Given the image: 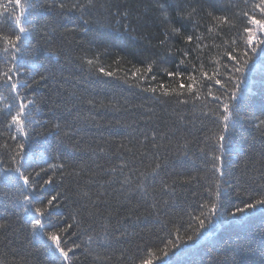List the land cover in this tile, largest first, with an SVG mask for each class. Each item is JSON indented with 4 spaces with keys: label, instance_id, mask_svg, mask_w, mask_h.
Returning <instances> with one entry per match:
<instances>
[{
    "label": "trees",
    "instance_id": "16d2710c",
    "mask_svg": "<svg viewBox=\"0 0 264 264\" xmlns=\"http://www.w3.org/2000/svg\"><path fill=\"white\" fill-rule=\"evenodd\" d=\"M147 2L99 0L111 11L91 10L85 16L87 32L66 31L83 23L81 13L66 12L55 21V43L41 41L44 47L33 61L34 75L37 80L39 73L53 78L28 90L39 101L37 118L48 124L35 137L42 141L37 155L43 153L47 163L37 160V164L47 168L63 163L65 169L52 176V185L33 195L46 201L58 194L52 224L62 237L63 229L72 226L67 229L71 235L63 240L66 248H73L71 264H140L148 252L156 254L153 264H160L161 249L169 239L180 243L177 235L187 239L194 234L196 218L207 213L203 205L214 198L207 189L216 180L223 205L218 218L195 245H188L180 264H264V209H249L235 217L228 214V209L236 212L237 206L245 207L250 198L254 202L264 193V136L255 126L264 119V72L257 71L246 81L247 117L242 127L228 134L223 152L216 151L219 129L201 113L215 101L207 97L208 103L203 102L206 89L195 101L188 91L192 83L188 76L199 78L200 62L190 55L177 68L180 54L169 55L159 45L162 26L153 13L142 15ZM117 6L140 9L136 12L140 20L131 21L134 30H128V20L113 15ZM219 7L230 16L247 10L244 0H222ZM34 15L43 20L55 13L38 9ZM235 23L236 29L225 27L216 39L220 47L205 50L204 71H224L223 52L234 47L233 38L242 32L239 17ZM204 43L211 45L212 40ZM237 44L243 46L240 40ZM88 59L94 64L89 66ZM101 67L112 75H103ZM177 71L182 75H168ZM0 91L6 97L0 99L4 109L11 97ZM185 99L188 103L182 102ZM57 122L64 129L59 134L50 131ZM5 139L0 136V142ZM213 152L222 155L223 177L212 169ZM19 184L0 182V224L6 226L0 229V264H54L51 243L32 232L29 220L35 213L32 209L24 213ZM47 230L54 229L49 225Z\"/></svg>",
    "mask_w": 264,
    "mask_h": 264
},
{
    "label": "snow or ice",
    "instance_id": "6c2138e0",
    "mask_svg": "<svg viewBox=\"0 0 264 264\" xmlns=\"http://www.w3.org/2000/svg\"><path fill=\"white\" fill-rule=\"evenodd\" d=\"M221 2L222 0H148L142 12V15L148 12L153 13L159 25L162 26L163 38L159 40V45L164 47L166 53L173 55L178 52L180 54L178 69L180 65L185 64L190 55L193 60L200 62L199 78L196 75L188 76L192 82L188 85V91L194 93L192 100L195 101L201 99V89H206L203 102L208 103L207 97L215 101L214 107L208 108L207 111L202 109L201 113L217 124L219 131L216 134L215 147L220 153L226 147L228 134L242 127L247 117L244 104L250 91V84H246V81L257 71L264 72V0H253L251 3L249 0H244L247 10H241L240 13L231 16L221 12L219 7ZM97 7L111 11L110 5L99 3V0H73L71 3L67 0H5L4 3H0V65H2L0 67V90H6L11 97V102L7 103L4 109H0V125L4 129L0 132V136L6 137L3 142H0V182H20L18 191L25 202L23 211L28 213L29 209H32L35 213L29 220L32 232L34 235L42 234L51 243L49 252L52 254L54 264H71L69 253L73 252V248H66L63 240L71 235L67 229L72 226L67 225L63 229L62 237L61 230L57 225L52 224L51 209L58 206V194L52 195L46 201L33 194L52 185V176L57 171L65 169V164L52 163L47 168L42 163L37 164V160L47 163L43 153L37 155V144L42 146V141L36 140L35 137L38 129L47 128L48 124L37 118L41 112L39 101L34 95L28 94V90L34 84L53 78L52 74L39 73V80H37L34 75L37 69L33 61L44 47L41 41L55 43L57 17H64L66 12H79L83 23L66 31L87 32L89 29L84 25H87L89 21L85 19V16ZM38 9L54 12L55 15L37 20L34 13ZM137 11L140 9L133 10L128 7L120 9L117 6V11L113 15L120 17L121 20H128V30H134L131 28V21L133 19L139 21L141 18L136 15ZM236 17L242 21V32L237 31L236 37L233 38L234 47L230 46L223 52V57L226 58V62L222 65L224 71L213 70L211 73L204 71L205 50L209 47H220L215 43L216 39L222 36L225 27L229 31L237 28ZM117 23L120 24V20H117ZM209 38L212 40L211 45L204 43ZM237 40L242 41V47L237 44ZM181 43L182 47L179 46ZM250 53L253 55L250 56ZM49 56H55V53L50 52ZM253 56L256 59H253ZM219 62L218 60L217 63ZM87 64L93 65L94 60L88 59ZM193 68L195 70L194 64ZM148 70L151 71V67ZM99 71L105 76L112 75L111 72L104 71L102 67ZM168 75L181 76L182 73L177 71L170 72ZM205 81L208 83H204ZM180 87L184 88V84L181 83ZM150 90L156 91L155 88ZM0 99H6L2 91H0ZM182 102L188 103V100L185 99ZM255 126L264 136V119H259ZM63 130L61 123L58 122L54 123L50 129L56 134ZM152 139L155 140V136ZM212 161V169L223 177L222 155L213 152ZM155 167L159 169V165ZM155 174L154 172L153 175ZM195 179L196 177H192V180ZM187 182L191 183V180ZM212 184L213 187L208 188L207 191L209 196L214 198L203 205L207 213L201 214L203 218H196L198 224L194 234L188 235L187 239H181L177 235L176 240L180 243L169 239L161 249L163 259H160V264H180V257L188 250V245H195L204 230L213 227V221L218 218L220 207L223 205L221 184L216 180L212 181ZM261 187L264 188V185ZM258 207L264 209V193L254 202L250 198L245 207L237 206L236 212L228 209V214L235 217L237 213L246 214L249 209L255 211ZM49 225H52L54 230H47ZM5 227L4 224H0V229ZM156 258L154 252H148V258L141 259L140 264H153Z\"/></svg>",
    "mask_w": 264,
    "mask_h": 264
}]
</instances>
